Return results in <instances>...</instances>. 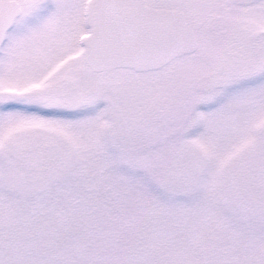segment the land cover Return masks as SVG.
<instances>
[{"label": "snow or ice", "instance_id": "snow-or-ice-1", "mask_svg": "<svg viewBox=\"0 0 264 264\" xmlns=\"http://www.w3.org/2000/svg\"><path fill=\"white\" fill-rule=\"evenodd\" d=\"M0 264H264V0H0Z\"/></svg>", "mask_w": 264, "mask_h": 264}]
</instances>
